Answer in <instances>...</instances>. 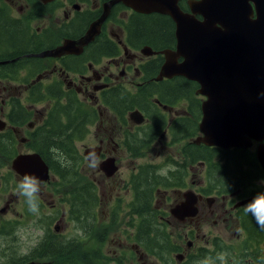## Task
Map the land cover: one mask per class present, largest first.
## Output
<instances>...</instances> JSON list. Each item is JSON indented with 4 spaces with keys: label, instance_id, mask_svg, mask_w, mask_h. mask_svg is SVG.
<instances>
[{
    "label": "flooded vegetation",
    "instance_id": "obj_1",
    "mask_svg": "<svg viewBox=\"0 0 264 264\" xmlns=\"http://www.w3.org/2000/svg\"><path fill=\"white\" fill-rule=\"evenodd\" d=\"M183 1V7H180L183 11H189L187 0ZM109 2L110 0H0V30L9 29L11 33L8 38H18L15 48L3 52L0 47V168L7 167L8 162H11L10 170L15 178L13 180L22 179L12 168L13 159L21 154L36 152L34 144H38L40 138H46L50 130L53 109L62 108L63 127L55 126V132L61 135L69 126L68 136H72V145L78 150L76 143L90 131L89 125H94L95 145L91 148L97 155L93 163L94 167L97 164L96 171L102 172L99 165L105 159L113 158L117 165V170L110 176L102 172L105 177L112 178L116 174L121 167L122 157L126 155L132 160L138 157L145 159L149 153H154L160 161L155 165H149L152 162L141 164L142 170L144 167L149 170L148 166H155L157 169L150 170L159 172L155 173L157 179H153V176L151 180L148 176L142 178L143 191L147 193L149 182L160 185L152 193V205L157 210L158 225L152 230L160 241L156 256L148 253L138 243L139 247L131 245L139 253L141 263L149 264L147 262L152 258L154 264H198L206 257L218 256L220 253L235 257L237 249L223 241L222 228L217 223L211 225L209 220L214 214L220 219L225 210L234 218L231 228L233 232H241L236 236L239 238L238 243H241L246 233L244 224L248 222L249 230H252L250 221L255 219L242 209L244 197L240 194L243 188L224 193V181L212 179L213 170L205 159L211 155V147L217 146L193 142L201 134L198 124L191 121V104L201 119L200 106L204 96L196 92L199 84L179 75L156 79L165 61L160 51L175 49L174 22L170 20L167 25L161 20L157 21L162 29L167 26L168 35L163 38L162 35L143 28L149 24L148 15L159 13H138L119 1L108 8L99 33L88 43L83 46L72 44L66 47L68 51L58 55L42 54L64 42L75 43L79 40ZM167 38L169 43L161 45L162 40ZM177 60L181 61V58ZM181 79L189 82V90L183 93L179 89ZM38 93H43L44 97L37 99ZM161 96L163 101H160ZM191 100L198 104L191 103ZM84 105L88 111H83ZM69 111L72 114L71 124L66 121ZM133 111L140 112L141 122L138 123L135 115H131ZM38 121L39 124H36ZM193 130L198 132L194 137ZM253 144L256 145V142ZM24 146L28 151L20 150L25 149ZM196 147H200L201 154L199 153L196 161L191 162V155L195 154ZM85 150L87 149L80 155L82 161L88 163ZM195 163H198L196 168L205 175L201 180L191 181V170H195ZM136 175H132V178ZM7 176L0 174L1 192L7 189L3 186L10 182ZM51 176L49 168V177L46 179L48 182ZM184 187L185 191L180 190ZM191 187L195 189L192 190L196 198L195 212L178 219L171 213V209L185 202V193L191 192ZM66 190L67 188L64 191ZM98 193L96 190L97 196ZM40 195L39 192L41 199ZM187 196L191 198L190 194ZM13 199L6 198L5 206L0 211L12 210ZM218 200L221 202L217 203ZM61 201L67 205V209L62 208L61 215L70 220L68 199L62 197ZM41 205L43 206V201H39V206ZM50 208L55 212L56 209ZM143 216H147V213ZM178 221H183L184 224L179 226ZM48 224L49 221L46 222L49 229ZM7 228L5 225L0 227V234L13 232L17 225L11 227L10 232ZM202 228L208 232L198 237L197 233ZM214 228L218 231L216 234L212 233ZM80 229L84 233V229ZM126 234L130 235L131 231ZM57 235L53 234L54 237ZM140 235L143 237L145 233ZM15 236L14 239L17 238ZM50 236L49 233L45 235L29 253H21L19 257L32 254L33 249L45 239L49 241ZM191 238H202L204 243L191 244ZM120 240L125 243L127 241L126 238ZM164 242L167 243L166 246ZM179 258L181 259L178 260ZM32 261L27 260L23 264Z\"/></svg>",
    "mask_w": 264,
    "mask_h": 264
},
{
    "label": "water",
    "instance_id": "obj_2",
    "mask_svg": "<svg viewBox=\"0 0 264 264\" xmlns=\"http://www.w3.org/2000/svg\"><path fill=\"white\" fill-rule=\"evenodd\" d=\"M119 1L138 13L164 14L174 22L175 49L160 51L165 61L156 79L179 75L199 84L196 92L204 96L201 134L193 142L222 149H247L256 142L255 157L264 171V0H187L189 11L182 10L180 0H110L79 40L42 54L58 55L72 44L88 43L99 33L108 8ZM131 115L141 122L140 112ZM85 155L89 162L97 158L92 148ZM99 167L107 176L117 170L113 158L102 160ZM12 168L21 176L49 177V167L37 152L18 155ZM195 199L186 192L185 202L171 213L179 219L194 214Z\"/></svg>",
    "mask_w": 264,
    "mask_h": 264
},
{
    "label": "rangeland",
    "instance_id": "obj_3",
    "mask_svg": "<svg viewBox=\"0 0 264 264\" xmlns=\"http://www.w3.org/2000/svg\"><path fill=\"white\" fill-rule=\"evenodd\" d=\"M25 99H26V94H25ZM191 103L196 104V101L191 100ZM38 107L40 108L41 106L38 105ZM191 107H192L191 121L195 124H199L200 122L199 115H196L197 111L193 110L194 107L192 106V104ZM83 111H88L86 105L83 106ZM39 122L40 121L36 122V124H39ZM94 127L95 126L92 124L89 125L90 131L83 137L82 140L76 143V146L79 150V152L78 150L77 152L79 154L83 153L84 149H90L93 145H95V138L93 136ZM192 133H193L192 136L194 137L198 132L197 130H193ZM24 147L25 149L23 148L20 150H22V152L28 151L27 147L26 146ZM254 148L255 145H252V147L250 148L251 151L254 150ZM52 151L55 152L53 148ZM59 156L62 155H58V157ZM148 162H152V164L149 165H155L158 164L160 161L158 160V158L155 156L154 153H149V155L145 159H140L138 157L137 159L134 158L131 160L129 155L123 156L121 159V167L112 178L105 177V175L102 173L104 172L103 170L102 172L96 171L97 164L94 167L93 165L94 162H88V163H86V161H81L79 163L68 162L69 165L73 164L72 167L69 166L67 167L68 170L70 171L69 175H73L75 172H77L75 175L76 179H74L72 185H68L66 181L63 182V180H61L60 177L56 176L54 173L51 172L52 176L50 178V181L52 182L50 181L48 182L47 180L46 181L40 180L41 199L39 198L40 199L39 201H43V206L42 205L38 206V211L35 213L29 211L28 206L25 203L24 197L17 193L16 185L21 179L13 180L15 178L12 174V171L10 170L11 162L10 163L8 162L7 167L2 169L0 168V174L2 173L4 174V176L5 174H7L8 175L7 179L10 180L9 184L3 186L7 189L5 191H3L2 189L3 192L0 191V209L5 206V201L6 198L8 197L14 198L12 200L14 208L7 212L0 211V227H2L3 225L8 226L7 231L9 232L11 227L13 228L14 225H17V228L16 230L8 234H0V264H10L8 262L11 261V259H15V260L19 259L20 258L19 255L21 253H26V252L29 253L31 248L34 245H36L40 240H42L43 237L48 233L49 235L57 233L58 234L57 238L61 241L74 240L78 244L83 246L82 247L83 250L87 247H91L92 245L96 246L94 242L95 236L97 234L99 235L103 234L102 241L100 242V244H102L101 248L104 254L113 258H121V255H123L125 258H121V259L124 264H144L143 262L141 263L140 261L141 259L139 258V253L136 251V249L131 247V245L134 244L137 245L136 242L132 241L131 234L136 231L137 226L135 224L139 222L140 215H138L137 212L129 211L128 208H129V203L133 199V193H132L133 190L131 185L132 175L140 174L143 170H145V172L143 171L141 173L140 177L145 178L146 176H148L149 177L148 179L151 180L152 179L151 176H153V179H157L155 173L159 174V172L150 170V169H157L155 166L154 167L148 166L149 170H147V168L145 167H144L145 169L144 168L143 170L141 169L143 167L141 164ZM197 166L198 163H195V170H191V181L201 180L202 176L205 175L203 171L200 172L199 168L198 169L196 168ZM20 177L23 178L24 176H20ZM103 179L104 182H102ZM86 181L95 185V189L97 190V193L99 192L98 193L99 204L97 208H95V210H97L98 215L96 216H98V219L97 221H95L96 229L94 230L93 239L86 238L78 224L77 225L79 227L75 224V222L69 220L68 217H64L61 215L62 208L63 210H65V208L67 209L66 203L64 201H61V196H65L67 199L69 197L68 189L70 190L73 186L82 184ZM128 182L130 185H128ZM249 183L250 184H248V186L251 185L250 187L252 188L258 187V189H261L264 187L263 179H255L250 181ZM66 188L67 190L65 192L64 190ZM130 189L132 190V192ZM180 190L185 191L186 189L184 187V188H180ZM192 190L195 191V189L191 187V192L195 196ZM236 191H240V189ZM255 196L256 195H250L248 197L243 198L244 202L242 203V207H243L242 209L244 211H245V205L251 202ZM220 202L221 200L217 201V203ZM50 207H52L53 210L56 209L55 212L51 211ZM114 210H116L115 213L112 212ZM140 212L142 213L141 215H143V213L145 214V211L140 210ZM47 214L49 216H44ZM249 214L252 215L251 213ZM58 216H60V219H57ZM114 216L117 218L116 222L113 225H109L110 219H113ZM220 217H221L220 219H217L216 215L214 214L213 218L209 220V223L211 225L217 223L222 228L223 241L229 243L231 246H234L237 249L235 251L236 252L235 256L241 258V260H243V263L245 262V264L246 263L254 264V260L251 254L248 255L245 254V252H248L249 250H254L256 245L253 246L251 249L248 247L247 251L246 249L244 250L242 242L238 243L239 238H236V236H238L237 233L241 234V232L238 230L237 232H233V230L231 229L234 221L233 216L229 215L224 210V212L221 214ZM48 221H49L48 224L49 229L47 228L46 225V222ZM178 222H179V226L184 224L183 221H178ZM109 226H114L116 228H113L111 231H109L108 235H104L105 227H109ZM212 228L213 227L211 226L210 229ZM128 231H131L130 235L126 234V232ZM206 232H208V230L202 228L201 230H199V233H197L198 237H201ZM217 232L218 231L216 230V228H214L212 231L213 234H216ZM242 233L244 232L242 231ZM61 234H63V236H61ZM14 236L17 238L14 239ZM125 238L128 241V242L126 241V243L120 240ZM203 243L204 242L202 238L196 240L191 238V244L199 245ZM137 246L139 247V245ZM261 247L263 248L261 249V252L264 254V246L261 245ZM243 252L244 255L241 254ZM180 259L181 258H179L178 260ZM225 259H226V264L227 262L233 264L237 263V261L241 262V260H234L232 254H228V253L225 256ZM147 263L154 264V260L152 258H149ZM255 263L257 264L256 261ZM216 264H221L219 259L216 260ZM262 264H264V262H262Z\"/></svg>",
    "mask_w": 264,
    "mask_h": 264
},
{
    "label": "trees",
    "instance_id": "obj_4",
    "mask_svg": "<svg viewBox=\"0 0 264 264\" xmlns=\"http://www.w3.org/2000/svg\"><path fill=\"white\" fill-rule=\"evenodd\" d=\"M183 3L184 1L181 0L179 3L181 7H183ZM148 17L149 19L147 20V22L149 24H147V27L144 26L143 28L148 32L160 34L163 36V38L167 37V26H165V28L163 27L162 29L157 21L161 20L164 24L168 25L171 19L168 16L161 14H151L148 15ZM10 33L11 32L9 29L0 30V37H2L0 38V47L2 48L3 52H7L8 49H11L13 47L15 48L16 43L18 42V38H8V36H10ZM22 43L23 42L21 40L20 44ZM168 43L169 39L167 38L165 40H162L161 45L166 46ZM185 82L184 79H181L179 81V89L181 91L180 93L189 90V82ZM38 94L39 98L37 99L44 97L43 93ZM160 101H163V99ZM196 104H198V102H196ZM198 108L199 106H197V110H199ZM60 109L62 108H59V110L53 109V113L51 116L52 120L49 126L50 130L47 137L44 139L40 138L41 140L38 141V144L35 143L34 146L35 151L39 153L40 156L44 159L51 172L60 177L63 182L66 181L68 185H72V182L74 181V179H76L75 175L77 172H75L73 175H69L70 171L67 167H72L73 164L69 165L68 162L79 163L82 161V156L72 145V136H68L67 130L69 126L65 128L61 135L57 134L54 130L55 126L63 127L61 120L64 113L63 110ZM71 117L72 114L70 115L69 111L66 120L69 124H71ZM66 133L67 135H65ZM202 147L204 148V146ZM52 148L55 150V152L52 151ZM199 148L196 147L195 154L191 155V162L196 161L199 158ZM211 151V155H209V157L205 160L209 162L211 166H209V168L213 170L212 179H221L222 181H224V185H222V190L224 193L230 192L231 189L235 190L238 188L244 189L240 194L241 197L256 195L258 192H264V187L258 189V187L252 188L250 187L251 185L248 186V184H250L249 182L252 180H264V171L258 165L253 150L251 151V149L249 148H233L222 151L217 147H211ZM58 155L62 156L58 157ZM201 159H203V156H201ZM65 163H67L68 165L66 164L67 166H65ZM141 173L133 176L132 178L133 199L129 203L128 209L131 212H137V214L140 215V220L135 224L137 228L135 233H132L131 239L139 245H142L148 253L156 256L157 245L158 243H160V241H158L159 239L157 234L152 230L157 228L158 225L156 222L157 210L155 208H152L151 201L153 197V190L160 185L149 182L146 193L142 188V177H140ZM68 194L69 197L67 199L69 205L70 220L84 229V235L86 238L93 239L94 230L96 229L95 221H97L98 219V216H96L98 215L97 210H95V208H97L99 204V196H97L96 194L95 186L92 183L86 181L80 185L73 186ZM62 197L65 196H61V198ZM142 208L147 213V216L141 215L142 213L140 212V210L143 211ZM116 219L117 218L115 216L113 219H110L109 225H113L116 222ZM250 223V226L253 228L252 230H249L248 222L244 224V230L246 231V233L244 239L242 240L243 249H246L247 251L248 247L251 249L256 245L255 249L252 250L253 252H245V254H251L252 258H254V264H256L255 261L257 262V264H262V262H264V254L261 252V249H263L261 245H263L264 243V228H261L257 224L256 220H252L250 221ZM113 228L116 227H105L104 235H108V232ZM143 232L145 233V235L141 237L140 234H143ZM102 235L103 234H97L95 236L94 242L96 246L92 245L91 247H87L83 250V246L78 244L76 241H61L57 238V236L54 237L52 234L50 236V240L48 241V239H45L42 243L38 244L33 249L32 254L23 256L17 260L11 259V261H9L8 263L23 264L27 260H33L34 262H47V264H124L121 259L125 258L123 255H121V258H113L102 252V244H100V242L102 241ZM166 244L167 243L164 242L165 246ZM214 245L216 247H219L216 243H214ZM164 249L166 250V247ZM214 257H216V255H212V258ZM235 257L233 256L234 260H241V258H239L238 256ZM227 264L233 263L227 262ZM235 264H245V262L243 263V260H241V262L237 261V263Z\"/></svg>",
    "mask_w": 264,
    "mask_h": 264
},
{
    "label": "clouds",
    "instance_id": "obj_5",
    "mask_svg": "<svg viewBox=\"0 0 264 264\" xmlns=\"http://www.w3.org/2000/svg\"><path fill=\"white\" fill-rule=\"evenodd\" d=\"M40 180L34 174H25L16 185L17 193L24 197L29 211L35 213L39 206ZM245 211L251 213L257 224L264 228V192H258L251 202L245 205ZM226 254L220 253L216 258L206 257L198 264H216L219 259L221 264H226Z\"/></svg>",
    "mask_w": 264,
    "mask_h": 264
},
{
    "label": "bare ground",
    "instance_id": "obj_6",
    "mask_svg": "<svg viewBox=\"0 0 264 264\" xmlns=\"http://www.w3.org/2000/svg\"><path fill=\"white\" fill-rule=\"evenodd\" d=\"M65 255V254H64ZM70 256V255H69ZM82 258V257H81ZM7 263V262H6Z\"/></svg>",
    "mask_w": 264,
    "mask_h": 264
}]
</instances>
